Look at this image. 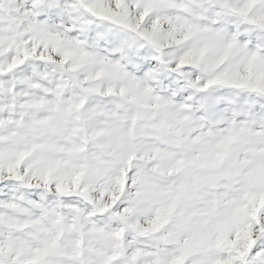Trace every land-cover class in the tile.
<instances>
[{"label": "snow or ice", "instance_id": "snow-or-ice-1", "mask_svg": "<svg viewBox=\"0 0 264 264\" xmlns=\"http://www.w3.org/2000/svg\"><path fill=\"white\" fill-rule=\"evenodd\" d=\"M0 264H264V0H0Z\"/></svg>", "mask_w": 264, "mask_h": 264}]
</instances>
